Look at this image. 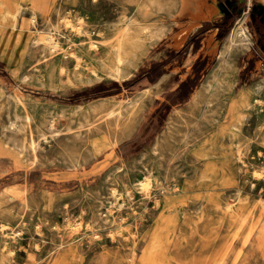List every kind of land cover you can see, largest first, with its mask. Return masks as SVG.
Wrapping results in <instances>:
<instances>
[{
    "label": "rangeland",
    "instance_id": "rangeland-1",
    "mask_svg": "<svg viewBox=\"0 0 264 264\" xmlns=\"http://www.w3.org/2000/svg\"><path fill=\"white\" fill-rule=\"evenodd\" d=\"M38 1L0 14V264H264V0L190 40L180 2Z\"/></svg>",
    "mask_w": 264,
    "mask_h": 264
},
{
    "label": "crops",
    "instance_id": "crops-1",
    "mask_svg": "<svg viewBox=\"0 0 264 264\" xmlns=\"http://www.w3.org/2000/svg\"><path fill=\"white\" fill-rule=\"evenodd\" d=\"M29 1H31V0H29ZM43 1L44 0H40L41 3H39V1H38V3H39V4H37L38 11H40V7L42 6V4H44V3H42ZM185 1L186 0H169V2H168L169 9H170L169 10V15H171L173 13V12H171V10L174 9V7L178 4V2H180V5H181V9H180V13H179V15H181V12L183 10L182 8L184 7ZM227 1L231 3L230 0H227ZM3 2H4V0H0V14H2L3 12H5L7 9H13L12 7H9L8 5L3 4ZM233 2L235 3V2H237V0H233ZM201 12H202V14L205 15V18L206 19H209V15L213 12V8L212 7L209 8L206 5L205 7L204 6L202 7ZM181 16H188V18L190 19V21L188 23V27H186V29H185V30H188V29L191 28V30L188 33V35H189L188 36V40H190L193 37L197 38V37H200V36H204L208 32H210L211 30H213V32H216V33H218V30L219 29H220L219 30L220 32H223V33L225 32V30H223L222 24L219 23L218 21H212V22H210V21H201V22L198 23V21L205 20V18H201V19L198 18L199 20L198 19L195 20L189 14H187V15L185 14V15H181ZM251 20H252V24L254 26L253 28L255 30V33L257 35V45H258L260 51L264 55V3H259L258 2V3H255L252 6V9H251ZM240 21H242L245 24V26L247 27V29L249 28L248 21H247V14H245L244 17H242L241 19H239L237 21V23L234 26V28L231 30V32L229 33V35L227 36V38L225 39V41L222 43L221 47H222L223 50L229 52V50L231 51L233 49H235V51H238V49H240V50L241 49H246L242 45L232 46L233 47L232 49L228 46L229 36H230V34L233 31H235V29L237 28L238 23ZM0 28H3L4 31H5V26H0ZM1 31H3V30L1 29L0 32ZM175 36L176 35H173L172 39H173V42H174V46L176 48H178L181 45L182 41H179L178 39H176ZM188 46H189V43H188ZM225 47L227 49H225ZM196 57H197L196 51L194 49H191V51L187 55V58H186V61H185L184 64H190V63H192L196 59Z\"/></svg>",
    "mask_w": 264,
    "mask_h": 264
},
{
    "label": "bare ground",
    "instance_id": "bare-ground-1",
    "mask_svg": "<svg viewBox=\"0 0 264 264\" xmlns=\"http://www.w3.org/2000/svg\"><path fill=\"white\" fill-rule=\"evenodd\" d=\"M207 4H205V2H204V0H186L185 1V3H184V7L182 8L183 10H182V12H181V14L182 15H187V14H189L192 18H194L195 20L196 19H201V18H205V15L204 14H202V12H201V9H202V7L204 6H206ZM211 11V10H210ZM32 15H33V20H35V15H36V12L34 11V13H32ZM246 17V16H245ZM193 19V20H194ZM198 19V20H199ZM205 20H206V18H205ZM10 22L11 23H9V24H2V26H6V27H11V28H13V29H15L16 27H17V18L15 17V16H12V18H11V20H10ZM194 23V22H193ZM1 26V25H0ZM20 31V30H19ZM248 31V29H247V27L245 26V24L242 22V21H240L239 23H238V26H237V28L235 29V31H233L231 34H230V36H229V40H228V46L232 49L233 47L232 46H234V45H236V43H238V41H239V39H241L242 37H247V32ZM4 32V31H3ZM9 34V33H8ZM6 37V36H5ZM127 38H128V33H124L122 36H121V38H120V40H119V53H118V61H119V63H121V62H123V60H124V57H123V46L126 44V40H127ZM175 38L176 39H178V35L176 34V36H175ZM47 39H48V41H49V43H50V45H52V46H56V42L52 39V37H47ZM13 40V39H12ZM227 42V41H226ZM5 43V42H4ZM249 43V42H248ZM25 44V43H24ZM225 44V43H224ZM245 44V43H244ZM246 44H247V42H246ZM2 45H4V44H2ZM239 45V44H238ZM237 45V46H238ZM243 46V45H242ZM5 47H7V46H5ZM61 47V46H60ZM246 48V47H245ZM248 49H249V47H247ZM246 48V49H247ZM225 49H227L226 47H225ZM229 50V49H228ZM15 51V50H14ZM230 51V50H229ZM13 56V55H12ZM22 56V55H21ZM14 57V56H13ZM122 70V66L121 65H118L117 67H116V71L118 72V73H120V71ZM222 86V85H221ZM243 101L244 100H242L241 101V104L243 103ZM46 141V140H45ZM139 186L141 187V188H147V186H148V182H145V181H142L140 184H139Z\"/></svg>",
    "mask_w": 264,
    "mask_h": 264
}]
</instances>
